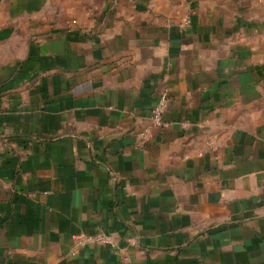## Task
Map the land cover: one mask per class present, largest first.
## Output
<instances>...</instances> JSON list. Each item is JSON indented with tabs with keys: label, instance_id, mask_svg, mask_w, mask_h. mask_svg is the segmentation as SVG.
I'll return each instance as SVG.
<instances>
[{
	"label": "crops",
	"instance_id": "obj_1",
	"mask_svg": "<svg viewBox=\"0 0 264 264\" xmlns=\"http://www.w3.org/2000/svg\"><path fill=\"white\" fill-rule=\"evenodd\" d=\"M260 14L0 0V264H264Z\"/></svg>",
	"mask_w": 264,
	"mask_h": 264
},
{
	"label": "built area",
	"instance_id": "obj_2",
	"mask_svg": "<svg viewBox=\"0 0 264 264\" xmlns=\"http://www.w3.org/2000/svg\"><path fill=\"white\" fill-rule=\"evenodd\" d=\"M188 18L184 17L183 18V23H188ZM167 102V91H163L160 93L159 98L157 99L156 103L151 109L150 113V119L152 124L156 126H163L164 121H163V112L164 108ZM148 134V129L145 128L140 135L143 136L144 138L147 137ZM74 241L76 242L77 245L79 246H86L90 244H113V238L112 236L105 232V231H97L93 234H77L73 236Z\"/></svg>",
	"mask_w": 264,
	"mask_h": 264
},
{
	"label": "rangeland",
	"instance_id": "obj_3",
	"mask_svg": "<svg viewBox=\"0 0 264 264\" xmlns=\"http://www.w3.org/2000/svg\"><path fill=\"white\" fill-rule=\"evenodd\" d=\"M85 1H88V3L92 4V5H98L99 3L103 2V0H85ZM106 1H108V0H106ZM237 1L240 2L243 7H246V5L247 6L255 5V9H257L258 12L261 13L260 17L264 19V0H256V2L250 0L248 4H246V0H237ZM187 2L189 4H192V0H187ZM185 17H187L188 21H189L190 16L187 14ZM185 24H187V23H185Z\"/></svg>",
	"mask_w": 264,
	"mask_h": 264
}]
</instances>
